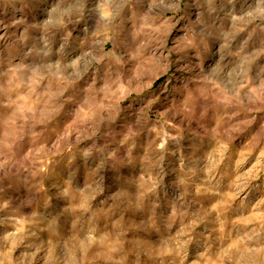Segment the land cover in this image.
Here are the masks:
<instances>
[{"label": "rangeland", "instance_id": "obj_1", "mask_svg": "<svg viewBox=\"0 0 264 264\" xmlns=\"http://www.w3.org/2000/svg\"><path fill=\"white\" fill-rule=\"evenodd\" d=\"M0 264H264V0H0Z\"/></svg>", "mask_w": 264, "mask_h": 264}]
</instances>
